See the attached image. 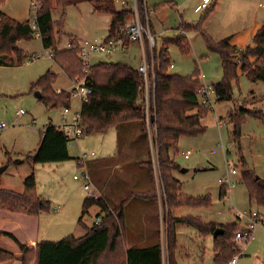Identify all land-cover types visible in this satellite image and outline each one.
I'll return each instance as SVG.
<instances>
[{"label": "rangeland", "instance_id": "obj_1", "mask_svg": "<svg viewBox=\"0 0 264 264\" xmlns=\"http://www.w3.org/2000/svg\"><path fill=\"white\" fill-rule=\"evenodd\" d=\"M123 1L128 4L126 8L132 9L137 3V10L139 9L138 0L137 2L135 0ZM171 1L175 6H164L161 10L154 12L156 5H164ZM220 1L219 10L216 7L210 16L211 19L209 20V17L204 24L205 32L209 28L211 35L215 38H222L215 35L217 34L215 26L221 25L222 19L228 16V11L230 13L232 11V4L228 0ZM199 2L200 0H145V23L141 19L139 10L137 16L140 22L145 25L149 24L153 36L154 34L160 35L156 37L157 50H165L164 45L168 46L170 63L174 66L170 69L172 75L190 77L199 73L206 77L208 85L218 84L223 80L221 58L209 49L202 35L187 34V43L190 46V53L187 56L183 55L176 45L170 42L164 44V41L177 40L182 36L179 33V27L183 22L193 24L200 21L205 12L200 14L194 12ZM116 8L122 9L119 2L116 3ZM1 12L17 21H29L30 23L36 14L31 6V0H6ZM234 12L232 16L237 22L235 28L240 27L245 21L249 22L254 16L264 18V10L259 9L258 6L249 7L245 11L237 8ZM52 14L56 33L60 31L59 22L62 17L64 18V28L61 30L63 35L59 38V50L66 49L72 38L80 42L96 39L103 41L109 37L111 16L95 13L93 6L89 3L73 5L66 10L54 8ZM134 19L136 15L128 22H133ZM145 45L146 47L137 42L126 51L118 50L111 56L93 55L88 60L92 66L100 63L123 64L138 71L144 62L146 53L148 57L153 56L154 49H151L149 42L146 41ZM18 47L27 56L25 64L16 68H0V125H4L0 131V189L21 193L24 191L25 180L34 174L38 195L52 203L50 213L41 215L42 239L59 242L68 236L82 238L86 235L85 226L89 228L93 226L99 211L93 208L90 210V215L83 217V204L91 196L84 190L83 183L74 178L75 176L81 177L84 172V168L78 166L77 160L44 166H33L27 162L23 165H16L17 161L24 160L26 156L35 152L40 143L41 133L50 122L57 127L64 122V107L48 109L44 102L36 97L40 89H34L35 84L42 76L52 72L57 75L54 85L56 91L71 87L62 69L48 57L53 52L43 48L41 39L34 35L33 40L20 42ZM232 91V100L226 102L218 101L216 95L211 94L215 110L208 109L209 113L203 119L205 132L197 137H183L177 151L174 152V162L181 168L176 176L183 182L186 195L195 199L203 197L210 199V205L206 207L185 205L181 208L187 212L185 215L201 216L205 223L228 224L235 222L236 218L242 222L239 217L245 213L250 214V212L259 213L264 217V208L250 203L246 185L243 183V175L248 171L254 172L264 181V120L247 117L241 126V137L236 139L234 125L230 118L231 113L244 107L251 112L261 111L264 114V83L252 84L245 76H240L239 82L232 85ZM254 95L257 96L259 102H256ZM71 104L75 112L81 110L79 101L73 99ZM21 111L24 112L23 115L18 114ZM76 114L72 111L68 115L69 123H73L71 121L75 119ZM148 119L150 125L153 122L151 113L148 114ZM219 121H222L223 127H219ZM69 130L71 133L74 132L73 127ZM156 146L157 142L151 145L149 157L153 182L146 165L145 168H147L150 182L148 192L154 183L156 193H158L159 185L164 207L162 213L164 238L160 244L165 247L168 244V223L179 218L174 217L176 210L171 212L167 199L163 198V195L166 196L165 188L161 187L162 184L164 187V183L163 180H161L162 184L159 183L155 171L157 156L154 149ZM115 149L114 131L105 135L85 136L69 143L70 155L80 160L85 155L90 158L92 154L95 159L109 158L114 155ZM190 150L192 151L191 157L188 160L184 159L182 153ZM244 160L246 166L242 164ZM183 169L188 172L182 174ZM233 170L237 172L235 175H232ZM228 176L235 183V187L232 188L229 196L221 199V185L223 184L220 181ZM81 219L82 222H80ZM239 225L241 228L242 225ZM165 236H167L166 239ZM177 245L175 260L178 264H215L214 241L211 235L205 240H200L196 237V232L190 226L185 225L180 229ZM180 246L189 250L192 256L185 257L178 250ZM200 248L204 250L203 258L199 254ZM256 256H259V259ZM263 259L264 225L256 228L254 239L246 243L245 251L242 256L238 257L237 264H263Z\"/></svg>", "mask_w": 264, "mask_h": 264}, {"label": "trees", "instance_id": "obj_2", "mask_svg": "<svg viewBox=\"0 0 264 264\" xmlns=\"http://www.w3.org/2000/svg\"><path fill=\"white\" fill-rule=\"evenodd\" d=\"M5 3L6 0H0V68H16L24 65L27 56L19 49L18 44L31 41L34 35L40 34L43 48L53 52V60L70 81L76 83L89 77L94 83L93 94L81 108L80 127L83 137L102 135L119 126L134 123L141 124L147 132L148 113L145 107L139 104L141 85L138 71L123 64L100 63L91 66L87 75L84 63L79 57V41L72 38L70 43L73 46L72 49L59 50L64 18L62 17L59 22L60 31L56 33L52 14L54 8L66 10L73 5L89 3L93 6L95 13L111 16L107 38L111 40L125 36L126 25L135 16L133 9L118 10L117 0H44L38 15V29L34 31L29 21L21 23L3 14L1 8ZM144 3L145 0H138V12L145 23ZM164 6H174V3L157 5L154 7V12L161 10ZM215 8V5H211L198 23L183 22L179 27L182 36L167 42L176 45L180 52L187 56L190 53L187 34L197 33L204 37L209 49L221 58L223 80L213 89L218 100L226 102L232 100V85L239 82L240 65H242V76H245L252 84L264 83V26L254 38V46L241 51L230 44V39L215 41L205 32L204 24ZM237 55H241L239 60L235 59ZM149 59L151 62L152 59L154 61L156 85L155 111L153 107L151 115L153 126L157 128L159 164L169 210L173 212L185 205L209 206V198L195 199L181 195L180 184L173 175L174 171L180 167L171 157V151L178 147L181 138L197 137L205 132L203 119L209 110L199 104V93L204 89L201 75L199 73L190 77L172 75L169 53L167 49L157 50V45L153 56ZM250 59H257V61L252 63ZM56 81L57 75L48 72L38 80L34 89H40L41 101L48 109L70 108L71 93L56 91L54 89ZM230 115L236 139L241 137V126L247 117L264 120L262 112H251L245 107ZM72 160L74 159L69 154L68 135L61 128L49 125L41 133V140L36 151L26 156L24 160L17 161L16 165L27 162L33 166H44ZM77 162L79 164L81 160ZM242 164L246 166L245 160ZM145 165L152 180L150 161ZM79 167L82 165L79 164ZM243 183L246 185L250 203L264 208V181L254 172L248 171L243 175ZM224 187L221 191L222 199L226 193ZM156 196V187L152 183L150 192L132 195L130 199L136 197L152 200ZM128 202L129 200H126L118 207L110 208L102 198L86 199L83 204V217L96 206L101 211L98 215L101 221L91 229H86V235L82 238L68 236L59 242L41 241L35 247H31L21 241L15 232L0 231V264L13 262L17 258L22 264H163L161 244L151 248L129 249L124 215ZM51 204V201L44 200L38 195L34 174L25 180L24 191L21 193L0 189V213L40 218L43 213H50ZM178 223L194 227L204 238L213 236L218 229L224 230L222 235L214 239L215 264H230L234 258V238L240 228L239 223L222 226L204 223L201 219L191 217L170 221L168 223L170 264H178L175 260L178 247L175 225Z\"/></svg>", "mask_w": 264, "mask_h": 264}, {"label": "crops", "instance_id": "obj_3", "mask_svg": "<svg viewBox=\"0 0 264 264\" xmlns=\"http://www.w3.org/2000/svg\"><path fill=\"white\" fill-rule=\"evenodd\" d=\"M228 1L230 2V4H232L231 5L232 14L228 11V16H225L226 20L222 19L220 23L221 25H219L218 27L215 26L217 30V34L215 35L221 36L222 38L213 37L211 35L212 32L209 30V28L206 31L208 35H210L215 41H222L225 39H230V44L232 46H236L241 51H244L247 48L254 46L253 40L256 37L257 33L263 28L264 18L261 19L262 17L260 18L258 16H254L252 20H250L249 22L245 21L240 27L235 28L234 26L237 22L233 18L235 14L234 11H236L237 8H240L241 11H245V9H248L249 7L258 6L261 0H228ZM201 2L202 0H200L198 5ZM222 2H225V1H222ZM211 5L212 6L215 5V7H217L219 10L221 1L215 0ZM194 12H195V9H194ZM210 19L211 17L209 18V20ZM18 22H21V21H18ZM210 29L212 28L210 27ZM154 35H155L154 36L155 39L156 37H160V35H157V34H154ZM166 42L167 41H164V44ZM133 44L134 43H130L129 47H131ZM164 46L166 47V49L168 48V46L166 45ZM66 49H68V47ZM240 58H241V55H237L235 59L239 60ZM250 61L252 63H255L257 59H250ZM241 68H242V65L239 66L238 74L239 76L243 77L241 73ZM69 82L71 83V87L69 89H61L57 91L71 93L75 82H72L70 80ZM201 82L206 87H209V86L214 87L217 85V84L208 85L206 82V77L204 75L201 76ZM254 99H256V102H259L257 96L255 95H254ZM72 111L74 112V114L78 113L77 111L75 112L74 110H72V107H70V112L68 114H65V112L63 111L64 122L62 125L58 127V128H61L63 131H65V133L68 135L69 143L70 141H72L71 138L74 133V132L73 133L70 132L69 129L72 128L71 126L72 123L68 122V115L71 114ZM72 120L74 121V118ZM49 125L55 126L52 122H50L45 127V130ZM110 131H114L115 136H116V149H115L114 155L112 157L105 158V159H95V156L93 155L90 158H88V160L86 161L85 168L88 170L90 177H91V181H92L93 191H92L91 197L95 199L102 198L110 208L118 207L124 201L129 200L125 208V211H124L128 247L129 249L151 248L153 246L160 244V241L164 238L163 237L164 235L162 232L163 230L162 229V213H163L164 207H163V203L160 197L159 189H158L156 198L152 200H144V199H140L136 197L130 199V197L135 194L146 193L150 189V182L148 180L149 177H148L147 168H145V163L149 161L151 145L153 146L154 142H156L155 127L151 128L148 125L147 132H145L141 124L134 123V124H125V125L119 126L118 128L112 129ZM108 132L105 134H108ZM105 134H102V135H105ZM177 148L171 151V157L174 161H175L174 152L177 151ZM70 157L74 159L71 155ZM74 160H80V159H74ZM79 164L81 165V162ZM82 167L84 168L83 164H82ZM180 170L181 168L179 170L174 171V177L180 184L182 195L189 197V195H186V193L184 192L183 182L176 176V173L180 172ZM187 172H188L187 170L181 171L182 174L187 173ZM220 183L222 184V180L220 181ZM223 187L224 185H221V191ZM228 188H229L228 186L224 187V189L226 190V193H225L226 197L229 196L232 192V188H229V190ZM163 198H166V196L163 195ZM191 198H194V197L191 196ZM203 198H209V197H203ZM220 198H221V193H220ZM93 208L95 210H98L99 212L96 214V221L92 227H94L96 224H98L101 221V219L98 218V215L101 212L100 209L96 206L92 207L91 209ZM90 210L88 211L86 215H90L89 214ZM186 213L187 212L185 210H182V208H179L175 211L174 217L179 218V219L191 217V218H198L202 220L201 216L194 217V215H185ZM210 223H213V222H210ZM233 223L241 224V222L238 221V218H236L235 222ZM233 223H228V224L213 223V224L227 226ZM185 225H187L188 227L190 226L184 223H178L175 226L178 241H179L180 229H182ZM92 227H90V229ZM88 228H89L88 226H85V230ZM190 228H192L196 232L197 238H200V240L202 239L205 240L204 237H201L197 229H195L192 226H190ZM41 229H42L41 216L40 218H29V217H22V216L20 217L16 215H8L5 213H0V231L15 232V234L20 238V240L28 244V246L35 247L38 242L47 241V240L42 239ZM212 237L214 241L215 239L214 235ZM180 247L181 248L178 250H180L185 257L189 258L192 256L189 250H185L184 247L182 246ZM199 254H200V257L202 256L201 258H203L204 250L200 248ZM213 254H214V262H215L216 253L213 252ZM256 257L257 259H259V256H256ZM18 259L19 258L7 264H22L21 261ZM263 264H264V259H263Z\"/></svg>", "mask_w": 264, "mask_h": 264}, {"label": "built area", "instance_id": "obj_4", "mask_svg": "<svg viewBox=\"0 0 264 264\" xmlns=\"http://www.w3.org/2000/svg\"><path fill=\"white\" fill-rule=\"evenodd\" d=\"M44 0H31V6L34 8L35 17H33V21L30 23L32 29L34 31H37L38 29V15L41 12L42 5ZM137 2V0H135ZM215 0H202V2L195 8V13L200 14L205 12L211 4ZM122 6V8H126L128 4H126L123 0H117ZM259 9L264 10V0H261L259 5ZM131 9V8H127ZM135 12L136 19L133 22H128L125 28V36L121 37L119 39H105L103 41L101 40H93V41H82L80 42L79 46V57L83 61L85 66V73L89 75V70L91 65V62L88 60L93 55H105V56H111L114 55L118 50L126 51L129 48L130 43H139L146 47L145 42L148 41L151 49L153 50L156 46V39L152 35L149 24L144 25L142 22L138 19V10H137V3L134 8H132ZM36 37L39 39L41 38L40 34H37ZM73 46L71 44L68 45V49H72ZM147 55V53H146ZM145 55L144 62L138 69V73L140 75V99L139 104L143 105L147 111L148 114L151 113L152 108L154 107L155 111V102H156V85H155V65L154 61L152 59L149 60V57ZM49 58L53 59L54 54H49ZM174 68V66H171V69ZM94 92V83L89 78L86 77L85 79L78 81L74 84L73 89L71 91V98L79 101L81 108L84 103H87L90 96ZM213 87L204 86V89L199 93V104L202 107H205L207 109H211L212 111L215 110V105L211 99V94H214ZM65 114H68L70 112V108H64ZM20 115H23L24 112L21 111L18 113ZM66 118V117H64ZM155 118V115H154ZM149 119H148V125H149ZM81 123V110L76 114V117L71 124V126L74 128V133L71 138V140L82 138L83 137V131L80 127ZM219 127H222L224 124L222 121H219ZM151 128L155 127L156 131V142H157V128L156 126H153V122L149 125ZM4 128V125H0V131ZM156 150V156H157V162L155 160V171L158 175V181L160 184H162V176H161V169L159 164V155H158V145L154 149ZM191 151L182 153V156L185 159H189L191 156ZM93 156V154L91 155ZM89 156L85 155L81 159V164L84 166V172L81 175V177L75 176V180L81 181L83 183L84 190L92 196V181L90 174L88 170L85 168L86 161L88 160ZM237 172L235 170L232 171V175H235ZM158 183V184H159ZM222 184L224 186H228L229 188H234L235 183L232 182L230 179V176H228L226 179L222 180ZM161 187L164 189L163 184ZM159 189V185H158ZM240 220H242L241 225L242 227L239 229V231L236 233L234 238V246H233V252H234V258L230 262V264H237L238 257L242 256L243 252L245 251L246 243L254 239V231L257 227L264 225V217L261 216L259 213L250 212V214L245 213L242 214L239 217ZM246 220V222L244 221ZM167 236H165L166 239ZM162 247V254H163V264H170L169 260V253H168V244L165 245V247Z\"/></svg>", "mask_w": 264, "mask_h": 264}, {"label": "water", "instance_id": "obj_5", "mask_svg": "<svg viewBox=\"0 0 264 264\" xmlns=\"http://www.w3.org/2000/svg\"><path fill=\"white\" fill-rule=\"evenodd\" d=\"M36 97H37L38 99H41V98H42L41 93H37V94H36ZM182 171H184V169H183ZM258 178H259V177H258ZM223 233H224V230H222V229H218V230H216L215 233H214V238H217L219 235H222Z\"/></svg>", "mask_w": 264, "mask_h": 264}]
</instances>
